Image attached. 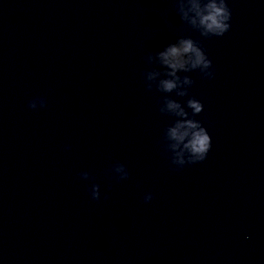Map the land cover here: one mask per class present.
Here are the masks:
<instances>
[{
	"label": "clouds",
	"instance_id": "9594fccd",
	"mask_svg": "<svg viewBox=\"0 0 264 264\" xmlns=\"http://www.w3.org/2000/svg\"><path fill=\"white\" fill-rule=\"evenodd\" d=\"M175 3L180 19L203 37H221L230 30L231 10L226 0H175ZM147 62L149 65L157 66L144 73L147 88L151 90L155 87L158 92L165 94L160 100L159 111L175 118L173 123L164 129V148L169 152L166 140L176 142L171 145L172 149L178 148L183 143L181 151L170 152L172 164L182 168L185 164L203 161L211 148V137L195 117L203 111L204 106L194 96H189L188 89L194 81L188 75L181 76L180 73L199 70L203 76L211 78L212 61L199 42L191 37L181 36L161 50L150 53ZM171 93H175L177 97L189 98L181 104L169 95ZM38 99L39 105L44 107L46 102L42 98L30 100L28 106L35 109ZM187 109L191 110V114ZM110 171L122 173L116 175L118 179L128 177L125 166L119 162L115 163ZM80 175L84 179L89 178L87 172ZM91 197L93 200L100 199L98 184L92 185ZM151 199V194H146L144 197L145 202Z\"/></svg>",
	"mask_w": 264,
	"mask_h": 264
}]
</instances>
